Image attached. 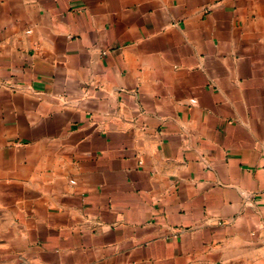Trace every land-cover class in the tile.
I'll return each instance as SVG.
<instances>
[{
  "label": "crops",
  "instance_id": "obj_1",
  "mask_svg": "<svg viewBox=\"0 0 264 264\" xmlns=\"http://www.w3.org/2000/svg\"><path fill=\"white\" fill-rule=\"evenodd\" d=\"M264 0H0V264H264Z\"/></svg>",
  "mask_w": 264,
  "mask_h": 264
},
{
  "label": "built area",
  "instance_id": "obj_2",
  "mask_svg": "<svg viewBox=\"0 0 264 264\" xmlns=\"http://www.w3.org/2000/svg\"><path fill=\"white\" fill-rule=\"evenodd\" d=\"M263 155H264V150H263Z\"/></svg>",
  "mask_w": 264,
  "mask_h": 264
}]
</instances>
